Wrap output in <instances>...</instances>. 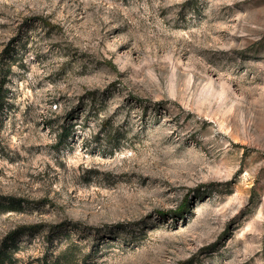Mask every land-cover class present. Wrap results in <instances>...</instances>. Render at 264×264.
<instances>
[{
  "label": "rangeland",
  "instance_id": "374dc122",
  "mask_svg": "<svg viewBox=\"0 0 264 264\" xmlns=\"http://www.w3.org/2000/svg\"><path fill=\"white\" fill-rule=\"evenodd\" d=\"M1 80L18 264H264V0H0Z\"/></svg>",
  "mask_w": 264,
  "mask_h": 264
},
{
  "label": "trees",
  "instance_id": "16d2710c",
  "mask_svg": "<svg viewBox=\"0 0 264 264\" xmlns=\"http://www.w3.org/2000/svg\"><path fill=\"white\" fill-rule=\"evenodd\" d=\"M4 80L0 81V111L4 106ZM70 133H65L60 137V144H64ZM26 201L14 196L0 195V217L4 214L22 213L25 210ZM44 225H25L19 226L7 233V235L0 240V264H18L19 254L23 250L21 239L24 236H35L43 231ZM50 240V239H49ZM45 264V262L43 263Z\"/></svg>",
  "mask_w": 264,
  "mask_h": 264
}]
</instances>
